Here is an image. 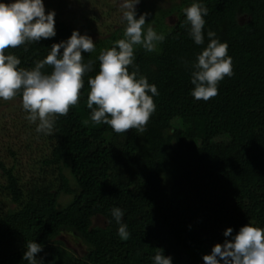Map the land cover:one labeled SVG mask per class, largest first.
<instances>
[{"label":"trees","instance_id":"obj_1","mask_svg":"<svg viewBox=\"0 0 264 264\" xmlns=\"http://www.w3.org/2000/svg\"><path fill=\"white\" fill-rule=\"evenodd\" d=\"M192 2L180 0L157 15L144 1L135 8L137 17L145 14V27L158 15L177 16L160 27L165 39L156 51L135 48L138 74L159 92L142 135L93 123L86 106L88 77L99 70L97 57L114 45L112 37L82 52L92 70L77 104L45 134L37 171L23 179L0 160L6 197L0 264H27L23 252L33 240L43 246L36 254L42 264H153L160 250L172 264H203L214 244L231 239L223 235L227 227L232 235L249 221L264 227V0H199L208 9L202 45L189 37L182 12ZM54 27L55 36L5 52L20 59L19 67H33L75 30L62 19ZM208 30L227 43L233 74L218 83L216 96L195 100L190 65ZM62 194L70 196L63 205ZM113 207L124 210L127 240L117 235ZM96 216L104 223L94 224ZM63 232L81 239L85 252L63 246Z\"/></svg>","mask_w":264,"mask_h":264},{"label":"clouds","instance_id":"obj_2","mask_svg":"<svg viewBox=\"0 0 264 264\" xmlns=\"http://www.w3.org/2000/svg\"><path fill=\"white\" fill-rule=\"evenodd\" d=\"M138 3L139 0H121L123 36L99 53V70L87 80L86 106L91 110L93 123L106 124L115 133L135 129L142 135L156 110L153 97L159 92L155 84L138 74V65L134 64L135 48L139 46L154 52L165 35L150 25L145 27V14L136 15ZM182 12L189 37L196 45L204 44L207 7L193 0ZM54 16L52 10L45 12L43 0H0V100H12L19 94L25 119L36 124L38 133L46 135L53 132L55 118L67 115L70 106L77 104L84 86L83 77L92 70L91 61L83 62L82 52H93L95 44L90 36L73 30L67 40L54 43L48 54L31 68L19 67L20 59L6 53L5 49L55 36ZM206 35V46L190 65L191 95L195 100L204 101L216 96L218 83L233 74L227 43L219 40L212 30ZM46 66L51 68L50 72L44 71ZM111 216L118 225V237L127 240L130 232L122 222L124 210L113 207ZM232 233L231 227L224 230L223 235H231V239L214 244L210 253L203 255V264H264V227L249 221L237 233ZM42 247L34 240L27 241L23 260L27 264H42L36 256ZM152 262L172 264V259L160 250L152 257Z\"/></svg>","mask_w":264,"mask_h":264},{"label":"rangeland","instance_id":"obj_3","mask_svg":"<svg viewBox=\"0 0 264 264\" xmlns=\"http://www.w3.org/2000/svg\"><path fill=\"white\" fill-rule=\"evenodd\" d=\"M142 1L146 2L147 8L157 10L169 9L180 0H139L135 5L137 8ZM45 12H55L54 20L62 19L71 23L80 34L90 36L93 42H104L107 38L117 40L122 38L124 22L121 16V0H43ZM176 14L171 13L156 17L153 28L162 33L163 26H170L176 21ZM161 27V28H160ZM169 28V27H168ZM26 113L22 109L21 99L15 97L12 100H0V160L7 166H14L15 171L23 179H27L37 171L38 165L35 160L46 147V135L36 131V124L25 119ZM46 152V151H45ZM44 153V152H43ZM5 181L0 169V184ZM70 199L69 195L60 197L61 205ZM6 197L0 188V205L5 207ZM102 216L94 217V224H103ZM63 246L68 250L83 254L85 244L72 232H63L58 236Z\"/></svg>","mask_w":264,"mask_h":264}]
</instances>
